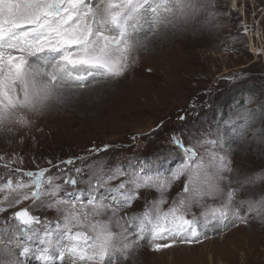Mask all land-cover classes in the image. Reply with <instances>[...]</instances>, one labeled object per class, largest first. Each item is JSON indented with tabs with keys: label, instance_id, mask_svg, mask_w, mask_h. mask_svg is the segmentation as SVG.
<instances>
[{
	"label": "rangeland",
	"instance_id": "1",
	"mask_svg": "<svg viewBox=\"0 0 264 264\" xmlns=\"http://www.w3.org/2000/svg\"><path fill=\"white\" fill-rule=\"evenodd\" d=\"M200 3L205 7L198 13L173 15L170 24L157 26L150 18L142 22L134 39L144 46L136 44L122 76L89 80L83 89L66 90L62 102L37 112L23 110L28 124L0 128V185L12 180L15 186L19 179L28 183L17 168L47 169L53 183L62 187L55 199L76 191L65 183L70 177L86 195H98L106 183L114 189L150 167L155 168L147 174L170 181L163 189L138 190L116 216L109 210L94 217L89 207L87 219L74 224L78 231L92 234L95 220L111 219L112 231L123 232L117 259L105 264H264V210L250 212L247 203H240L264 199V0ZM193 148L205 159L207 152L223 157V164L218 162L223 191L187 211L188 219L195 218V228L206 230L202 239L184 242L190 233L165 237L172 240L156 243L171 246L154 250L148 238L137 240L147 232L138 233L132 218L154 206L167 211L179 202L187 174L171 180V172L188 161V150ZM111 175L114 179H109ZM44 186L48 187L46 182ZM130 187L126 184L121 191ZM230 190L236 192L234 203L241 219L230 213V227L219 232L215 225L223 218L214 219L210 212L227 200ZM17 196L0 190V206L7 209L0 212V224L10 229L16 226L12 214L24 208L47 223L42 229L50 227L53 232L70 211L51 197L16 204ZM104 198L111 203L110 195ZM19 240V245L24 243ZM67 259L62 264H72Z\"/></svg>",
	"mask_w": 264,
	"mask_h": 264
},
{
	"label": "snow or ice",
	"instance_id": "2",
	"mask_svg": "<svg viewBox=\"0 0 264 264\" xmlns=\"http://www.w3.org/2000/svg\"><path fill=\"white\" fill-rule=\"evenodd\" d=\"M204 7L200 0H0V128L11 123L28 124L30 121L21 115L23 110L37 112L52 102H62L66 90L83 89L89 78L106 80L122 76L129 67L136 44L144 46L143 42L134 39L142 22L147 23L150 18L157 26L166 25L172 23L170 17L173 15L183 18ZM7 130L11 131L10 128ZM206 157L198 156L194 148L188 150V161L171 176V180H177L187 174L182 198L167 211L154 206L145 210L142 216L133 217L138 233L147 232L153 241L187 237L190 233L191 238L184 242H192L197 236L195 218L188 219L187 211L193 204L223 191L219 186L222 177L218 165V162L223 164V157L214 152H207ZM15 171L21 177L26 176L29 182L19 179L13 186V181L9 180L0 185V190L17 193L16 204L21 199L37 200L47 196L70 211L64 213L62 225L56 223L55 232L50 227L42 229L40 226L46 222L32 215L27 208L14 212L11 219L16 221V226L11 228L12 235L7 236L8 226L0 229L7 237L0 239V264H20L13 245L21 257L32 253L31 248L17 243L21 234L29 241L36 237L39 250L35 259L41 264H56L57 260L62 264L66 257L72 264H105L107 259L118 254L123 232L112 231L111 219L107 222L95 220L91 225L92 234L74 232L73 225L87 219L89 207L94 217L109 210L116 216L119 210L132 203L138 190L163 189L170 183L161 181L158 175L144 173L142 169L133 179L109 190L113 193L111 203H105L104 197H90L84 204L67 194V198L55 199L61 195L62 187L53 183L55 178L47 175V169L25 171L17 168ZM76 171L79 173L82 169ZM45 182L48 187L44 186ZM65 183L75 186L78 181L70 177ZM126 184L131 187L121 191ZM25 188L34 190L29 194L23 192ZM235 195L234 190L228 191L227 200L211 209L212 218L227 219L231 213L241 219L240 210L235 207ZM240 203H247L250 212L264 210V199ZM5 211L7 209L0 206V212ZM4 223L7 225L8 222ZM115 223L120 227L119 220ZM170 246L154 243L153 249L158 251Z\"/></svg>",
	"mask_w": 264,
	"mask_h": 264
},
{
	"label": "bare ground",
	"instance_id": "3",
	"mask_svg": "<svg viewBox=\"0 0 264 264\" xmlns=\"http://www.w3.org/2000/svg\"><path fill=\"white\" fill-rule=\"evenodd\" d=\"M0 235H5V234H4L3 232H0ZM7 236H10V235L7 233ZM5 237H6V236H5ZM6 238H7V237H6ZM24 238H25V237L23 236V234H21V235L18 237V241H17V242L19 243V242H20L19 239L22 240V239H24ZM35 255H36V248H33V253L30 254V256H28V257H29V258H33V257L35 258ZM34 258H33V259H34ZM23 259H24L23 257H20V260H21V261H20V264H25L24 261H23ZM27 261H28V260H27ZM32 261H35V260H32ZM32 261H30V264H31ZM27 264H28V263H27Z\"/></svg>",
	"mask_w": 264,
	"mask_h": 264
}]
</instances>
